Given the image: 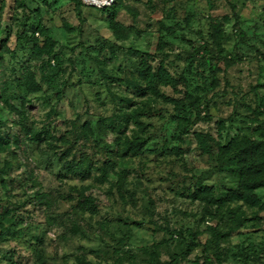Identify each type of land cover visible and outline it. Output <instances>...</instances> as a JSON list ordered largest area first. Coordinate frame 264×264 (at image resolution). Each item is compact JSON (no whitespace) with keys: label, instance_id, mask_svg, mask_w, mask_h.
Listing matches in <instances>:
<instances>
[{"label":"rangeland","instance_id":"obj_1","mask_svg":"<svg viewBox=\"0 0 264 264\" xmlns=\"http://www.w3.org/2000/svg\"><path fill=\"white\" fill-rule=\"evenodd\" d=\"M247 159L264 0H0V264H264Z\"/></svg>","mask_w":264,"mask_h":264},{"label":"trees","instance_id":"obj_2","mask_svg":"<svg viewBox=\"0 0 264 264\" xmlns=\"http://www.w3.org/2000/svg\"><path fill=\"white\" fill-rule=\"evenodd\" d=\"M192 104H193V108L194 109H196V116H195V120L197 121V120H201L203 117H202V113H203V111L200 109V107H201V104L200 103H198V102H195V101H192ZM206 107V111H208L209 110V105H208V103H207V105L205 106ZM246 154H248V152H246ZM247 162H249V164H247V166H246V170H245V172L248 174L247 175V180H245V181H243V183L244 182H248L249 180H252V179H254L255 180V178H256V173L258 172V171H264L261 167H260V165L258 164V163H256L255 161H252V160H250V159H247ZM249 182H251V181H249ZM242 183V184H243ZM253 183V182H252ZM255 183H258V182H256L255 181ZM253 185V184H252ZM252 185H248L249 186V188H251V187H253ZM263 185V183H258V184H254V187L256 186V187H259V186H262ZM252 189V188H251ZM250 194V192L247 194V198H249V200H250V196H252V197H254V195H252V193H251V195H249ZM233 196H235L234 195V193H233ZM238 197H240L239 195H238ZM255 198V197H254ZM84 200H85V202L86 201H89V200H87L86 198H84ZM84 200L82 201V202H84ZM81 202V203H82ZM165 230H169L170 231V227L169 226H167L166 228H165ZM189 233H190V235L192 236V238H195L196 236H195V234H194V232L190 229L189 230ZM216 235L218 236V235H220L219 233H216ZM196 264H198V263H196Z\"/></svg>","mask_w":264,"mask_h":264}]
</instances>
